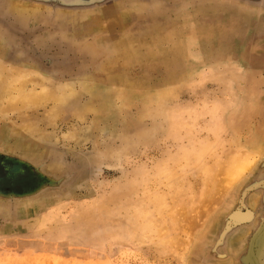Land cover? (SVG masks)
I'll list each match as a JSON object with an SVG mask.
<instances>
[{"label": "rangeland", "instance_id": "1", "mask_svg": "<svg viewBox=\"0 0 264 264\" xmlns=\"http://www.w3.org/2000/svg\"><path fill=\"white\" fill-rule=\"evenodd\" d=\"M0 264H264V0H0Z\"/></svg>", "mask_w": 264, "mask_h": 264}]
</instances>
